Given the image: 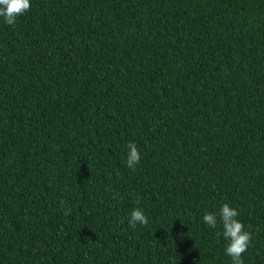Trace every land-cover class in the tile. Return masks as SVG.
Here are the masks:
<instances>
[{
  "label": "trees",
  "instance_id": "trees-1",
  "mask_svg": "<svg viewBox=\"0 0 264 264\" xmlns=\"http://www.w3.org/2000/svg\"><path fill=\"white\" fill-rule=\"evenodd\" d=\"M30 5L0 18V264H232L225 203L264 264V0Z\"/></svg>",
  "mask_w": 264,
  "mask_h": 264
},
{
  "label": "clouds",
  "instance_id": "clouds-1",
  "mask_svg": "<svg viewBox=\"0 0 264 264\" xmlns=\"http://www.w3.org/2000/svg\"><path fill=\"white\" fill-rule=\"evenodd\" d=\"M30 7V0H0V18H3L5 24L14 26L18 17L28 12ZM126 147L128 149L126 166L135 171L136 165L140 162V152L133 142H129ZM115 198L114 195L113 199ZM64 204L65 202L61 201V205ZM62 210L64 215H71V209L64 207ZM239 214L237 209L225 203L220 208L219 217L215 213H206L203 216V222L211 228H216L219 219L223 229L222 235L228 241L225 254L231 258L232 264H243L242 255L247 251L252 239L251 233L245 231L243 223L237 219ZM148 222L144 211L139 207L134 208L129 214L128 224L133 229L138 224L143 226ZM220 235L221 233L217 232V236Z\"/></svg>",
  "mask_w": 264,
  "mask_h": 264
}]
</instances>
